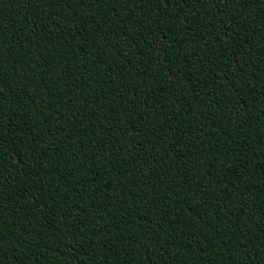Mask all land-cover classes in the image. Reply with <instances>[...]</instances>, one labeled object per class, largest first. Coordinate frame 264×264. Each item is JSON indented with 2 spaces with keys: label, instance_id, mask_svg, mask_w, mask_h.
<instances>
[{
  "label": "trees",
  "instance_id": "obj_1",
  "mask_svg": "<svg viewBox=\"0 0 264 264\" xmlns=\"http://www.w3.org/2000/svg\"><path fill=\"white\" fill-rule=\"evenodd\" d=\"M0 264H264V0H0Z\"/></svg>",
  "mask_w": 264,
  "mask_h": 264
}]
</instances>
